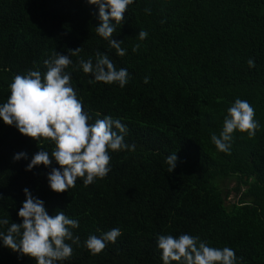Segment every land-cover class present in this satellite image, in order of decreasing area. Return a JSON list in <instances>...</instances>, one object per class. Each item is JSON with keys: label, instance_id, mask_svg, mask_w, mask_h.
I'll return each instance as SVG.
<instances>
[{"label": "trees", "instance_id": "1", "mask_svg": "<svg viewBox=\"0 0 264 264\" xmlns=\"http://www.w3.org/2000/svg\"><path fill=\"white\" fill-rule=\"evenodd\" d=\"M98 12L87 0H0V104L16 75L44 73L53 52L81 47L65 71L89 123L119 119L127 127L124 142L135 145L109 152L105 178L87 187L78 178L58 194L47 180L60 167L55 160L26 170L40 148L51 154L53 142H37L0 119V219L22 223L18 211L27 188L49 215L63 210L79 222L73 231L80 246L72 245L71 257L57 264H163L158 235L181 234L230 247L237 264H264V0H134L120 24L112 21L123 57L97 34ZM141 30L148 33L144 40ZM97 52L128 71L125 87L89 83L94 76L78 61L95 63ZM236 99L251 104L259 128L252 138L235 131L229 155L211 135L222 131ZM20 152L27 159L14 161ZM174 152L178 161L170 173L166 158ZM232 193L238 201L227 204ZM113 228L122 233L116 242L92 255L84 241ZM0 264L35 260L0 240Z\"/></svg>", "mask_w": 264, "mask_h": 264}, {"label": "clouds", "instance_id": "2", "mask_svg": "<svg viewBox=\"0 0 264 264\" xmlns=\"http://www.w3.org/2000/svg\"><path fill=\"white\" fill-rule=\"evenodd\" d=\"M87 3L99 8L97 34L108 40L116 54L123 57L126 50L121 47L123 41L113 39L115 26L112 21L120 24L134 0H87ZM145 11L150 14V9ZM147 35L144 30L138 33L140 40L146 39ZM139 47V44L134 45L133 52ZM81 50V47L69 49L68 55L53 52L44 61L46 72L29 70L26 75H16L9 86L7 101L0 104V119L4 124L15 126L22 135L37 142H53L51 154L40 148L26 170L31 171L40 165L49 167L55 160L60 167L52 168L47 180L50 189L58 194L75 187L78 178L82 179L85 187L97 178H105L111 171L110 151L135 150V145L129 146L124 142L127 127L119 119L108 115L89 123L90 117L71 84V75L65 71L72 64L70 56H78ZM247 64L249 68L255 67L251 58ZM78 65L85 74L94 76L89 83H117L123 88L129 80L128 71L124 68L117 70L106 53L97 52L95 63L91 58H81ZM148 82V77H145L144 83ZM258 128L251 104L247 100L236 99L227 110L222 131L219 135L213 133L211 141L217 150L230 155L235 131L246 132L252 138ZM22 158L27 159V154L17 153L13 160ZM177 161L175 152L167 156L170 173L176 168ZM23 191L25 200L18 211L22 223L0 219V226L9 225L6 233L0 232L3 246L33 258L35 264H57L71 257L72 245L80 246V237L73 231L79 227V222L65 215L63 210L49 215L42 200L34 197L27 188ZM121 234L119 228H113L101 237L89 235L84 246L92 255H97L108 242L115 243ZM157 245L162 252L163 264H237L236 254L230 247H211L189 234H181L178 238L158 235Z\"/></svg>", "mask_w": 264, "mask_h": 264}, {"label": "rangeland", "instance_id": "3", "mask_svg": "<svg viewBox=\"0 0 264 264\" xmlns=\"http://www.w3.org/2000/svg\"><path fill=\"white\" fill-rule=\"evenodd\" d=\"M234 185H235V182L230 183V189H232ZM236 201H238V197H236L234 193H232L230 197L227 199V204L234 203Z\"/></svg>", "mask_w": 264, "mask_h": 264}]
</instances>
